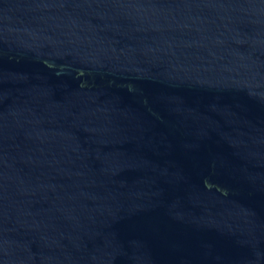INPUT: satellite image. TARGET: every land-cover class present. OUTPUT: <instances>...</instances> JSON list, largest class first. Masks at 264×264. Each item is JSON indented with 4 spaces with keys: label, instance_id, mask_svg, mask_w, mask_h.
Listing matches in <instances>:
<instances>
[{
    "label": "water",
    "instance_id": "1",
    "mask_svg": "<svg viewBox=\"0 0 264 264\" xmlns=\"http://www.w3.org/2000/svg\"><path fill=\"white\" fill-rule=\"evenodd\" d=\"M0 264H264V0H0Z\"/></svg>",
    "mask_w": 264,
    "mask_h": 264
}]
</instances>
